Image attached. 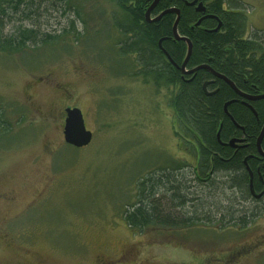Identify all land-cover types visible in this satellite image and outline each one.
Masks as SVG:
<instances>
[{
  "label": "rangeland",
  "instance_id": "rangeland-1",
  "mask_svg": "<svg viewBox=\"0 0 264 264\" xmlns=\"http://www.w3.org/2000/svg\"><path fill=\"white\" fill-rule=\"evenodd\" d=\"M240 1L247 35L264 30V0ZM67 2L54 0L23 21L58 35L55 42L0 51V112L12 128L0 143V264H264V198L242 228L228 213L255 205L192 182L191 199L212 211L210 221L126 224L138 179L182 164L191 180L194 151L175 134L171 89L130 76L137 66L116 45V3ZM67 107L82 111L89 145L65 142Z\"/></svg>",
  "mask_w": 264,
  "mask_h": 264
},
{
  "label": "trees",
  "instance_id": "trees-1",
  "mask_svg": "<svg viewBox=\"0 0 264 264\" xmlns=\"http://www.w3.org/2000/svg\"><path fill=\"white\" fill-rule=\"evenodd\" d=\"M112 1L120 10V17H115V27L120 34L116 45L122 54L133 56L137 66L136 71L129 72L130 76L142 78L145 84H152L156 90L171 89L169 102L174 111L175 134L184 144L191 146L195 155L191 180L178 171L182 164L166 170L161 168L157 173L138 179L136 200L126 202L124 221L130 228L139 230L155 224L165 227L195 225L202 216L210 221L212 211L199 207L198 201L201 200L198 198L191 199L196 194L191 192L192 182H199L198 185L211 190L210 194L216 195L228 189L240 195L239 201L255 205L254 209L248 207L243 210L234 206L238 209L227 212L229 220L238 222L236 224L242 228L247 226L251 217L259 214L258 204L264 198V195L257 198L252 194L247 170L248 166L253 172L255 192H261L264 187V157L258 153L256 144L264 126V98L248 101L207 70L185 75L176 68L163 50L181 66L187 56L188 44L173 36L176 14L167 13L156 22L146 21V11L155 0ZM192 1L159 0L151 13V18H155L170 8L179 10L178 33L188 38L193 46L187 69L208 64L243 93L253 96L264 94V30L247 35L248 18L244 4L240 0H199L206 7V12L201 13L196 6L189 5ZM50 3L54 0H0V51L15 53L55 42L58 35L44 34L34 25H23V21L34 18L36 8L39 10ZM206 14L215 17L205 18L196 25ZM15 21L19 25L5 35L7 25ZM218 21L221 27L213 31ZM160 40H163L161 46ZM227 47L234 49L233 63L226 60ZM206 81H213L207 89L215 91L214 94L208 95L204 91ZM234 99L236 101L227 107L229 116L224 106ZM8 124L0 112V143L11 133L12 128ZM219 130L220 140L217 138ZM232 138H244L246 145L233 148L223 144ZM261 147L264 151V137ZM219 212L224 211L220 209ZM180 215L187 217L179 219Z\"/></svg>",
  "mask_w": 264,
  "mask_h": 264
},
{
  "label": "water",
  "instance_id": "water-1",
  "mask_svg": "<svg viewBox=\"0 0 264 264\" xmlns=\"http://www.w3.org/2000/svg\"><path fill=\"white\" fill-rule=\"evenodd\" d=\"M158 1L159 0H155L152 3V5L148 8V10L146 11V14H145L146 21L147 22H156V21L160 20V18L163 15L167 14V13L176 14L177 17H176V21H175L174 26H173V36H174L175 39L184 40L188 44L187 56H186V58H185V60H184V62L182 63L181 66L177 65L176 63H174L172 61V59L170 58V56L166 53V51L163 50V52L166 54L167 58L170 60V62H172V64L176 68H179L182 71V73L185 74V75L193 74V73H195L198 70H207V71L211 72V74L213 76H215L216 78L222 79L227 84H229L230 87L235 91V93L238 96H240V97H242V98H244V99H246L248 101H253V100H258V99L264 98V94L253 96V95H248V94L243 93L242 91H240L235 86V84L230 79H228L223 74H221V73L215 71L214 69H212V67H210L208 64H202V65L196 66L194 68L187 69V62H188L189 57L191 55L193 46H192V42L188 38L181 37L179 35V33H178L177 26H178V22H179V19H180V12L176 8H170L168 10L163 11L157 17L151 18L152 10L157 5ZM189 5L196 6V10L198 12H201V13H205L206 12L205 5L203 4V2H201L199 0H193L191 3H189ZM214 17L215 16H213V15H207L206 14L197 22L196 25H200L201 21L203 19H205V18H214ZM220 27H221V22H219L218 26L213 31H218L220 29ZM162 41L163 40H160V42H159L160 46H161ZM225 52L227 54L226 60L229 63H233L234 59H235L234 49L231 48V47H227V48H225ZM211 83H213V81H206L203 84V89L208 95H212V94L215 93V91H208V89H207V86L209 84H211ZM234 101H236V99H234L232 101H229V102H227L225 104L224 107H225V111H226L227 115H229L228 111H227V107H228V105L230 103H232ZM251 109L253 110L252 107H251ZM65 113H66V118H65V122H64V131H63L65 142L67 144L75 147V148H82V147H85V146L89 145L91 143V141H92L93 133L90 130L87 129L86 124H85L84 115H83L82 111L79 108H77V107H73V108L72 107H67L65 109ZM263 137H264V126H263V129H262L259 137H258L257 144H256L258 153L262 157H264V151L262 150V147H261V143H262ZM217 138H218V140H220V130L217 133ZM240 141H242V140L241 139H237V138H232L229 142L223 143V144L229 145L231 147H235L236 144L238 142H240ZM247 158L245 159V163L247 161ZM247 170H248L249 175H250V190H251L252 194L254 196H256L257 198L262 197L264 195V190L261 193H259V194L255 193V190L253 188V172L250 170V168L248 166H247Z\"/></svg>",
  "mask_w": 264,
  "mask_h": 264
},
{
  "label": "flooded vegetation",
  "instance_id": "flooded-vegetation-1",
  "mask_svg": "<svg viewBox=\"0 0 264 264\" xmlns=\"http://www.w3.org/2000/svg\"><path fill=\"white\" fill-rule=\"evenodd\" d=\"M207 15H211V14H207ZM219 22L220 21H218V24H219ZM194 74V73H193ZM193 74H189V75H193ZM215 77V76H214ZM216 78V77H215ZM65 118H66V113H65ZM237 139H241L242 141H240V142H238L237 144H236V146L235 147H233V148H236V147H243V146H245L246 145V142H245V139L244 138H237ZM231 147V146H230ZM251 157V156H250ZM263 190H264V187H263ZM262 190V191H263ZM261 191V192H262ZM261 192H259V193H261ZM256 193V192H255ZM258 192L256 193V194H259ZM260 198H262V197H260Z\"/></svg>",
  "mask_w": 264,
  "mask_h": 264
}]
</instances>
